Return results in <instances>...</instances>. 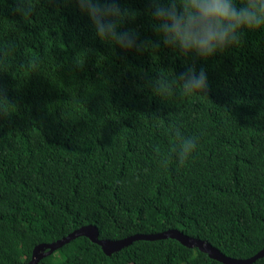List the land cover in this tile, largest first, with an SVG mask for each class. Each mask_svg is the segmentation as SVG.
Listing matches in <instances>:
<instances>
[{"label":"trees","instance_id":"16d2710c","mask_svg":"<svg viewBox=\"0 0 264 264\" xmlns=\"http://www.w3.org/2000/svg\"><path fill=\"white\" fill-rule=\"evenodd\" d=\"M117 3L135 14L119 30H135L137 47L96 38L75 0H0V264H27L89 225L100 240L177 230L253 257L264 248V30L183 56L154 30L150 0ZM190 65L207 74L204 96L152 93L150 81ZM175 128L197 147L162 166ZM37 264L223 263L171 238L108 256L80 236Z\"/></svg>","mask_w":264,"mask_h":264},{"label":"clouds","instance_id":"9594fccd","mask_svg":"<svg viewBox=\"0 0 264 264\" xmlns=\"http://www.w3.org/2000/svg\"><path fill=\"white\" fill-rule=\"evenodd\" d=\"M75 3L90 20L100 41L121 49L137 47L135 30H119L125 18L135 14L122 9L117 0H75ZM150 6L152 26L160 40L183 56L206 59L238 44L244 31L264 30V0H150ZM19 11L29 16L32 9L24 3ZM148 86L160 99L170 95L204 96L208 81L202 68L197 71L190 65L178 76L161 74ZM173 136L174 143L160 160L162 166H167L171 157L178 165H184L197 147L195 135L186 136L175 128Z\"/></svg>","mask_w":264,"mask_h":264},{"label":"water","instance_id":"95a60500","mask_svg":"<svg viewBox=\"0 0 264 264\" xmlns=\"http://www.w3.org/2000/svg\"><path fill=\"white\" fill-rule=\"evenodd\" d=\"M80 236L87 237L92 243L98 244L103 250V252L108 256H111L112 253L121 250L123 247H126L137 240L154 241L167 238L175 239L180 244L188 248H198L200 251L206 253L210 258H213L223 264H251L256 259L264 256L263 248L260 252H258L251 258L245 260H235L224 256L209 244L197 239L190 238L177 230H167L158 234L151 235H134L129 238L118 241L100 240L98 237L99 233L97 228L95 226L89 225L75 230L68 236L56 242L36 246L32 251L31 260L27 264H37L39 260H41L43 257L52 254L54 251L61 248L63 245L69 243L71 240Z\"/></svg>","mask_w":264,"mask_h":264}]
</instances>
